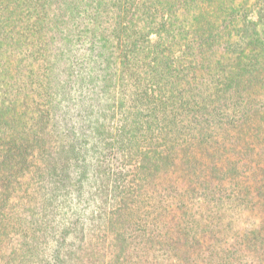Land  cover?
<instances>
[{
    "label": "trees",
    "instance_id": "1",
    "mask_svg": "<svg viewBox=\"0 0 264 264\" xmlns=\"http://www.w3.org/2000/svg\"><path fill=\"white\" fill-rule=\"evenodd\" d=\"M257 3L0 0V264H264Z\"/></svg>",
    "mask_w": 264,
    "mask_h": 264
},
{
    "label": "rangeland",
    "instance_id": "2",
    "mask_svg": "<svg viewBox=\"0 0 264 264\" xmlns=\"http://www.w3.org/2000/svg\"><path fill=\"white\" fill-rule=\"evenodd\" d=\"M246 1H248V2H253V3H257V1H261V0H246ZM250 4V3H249ZM258 5H262V2H259V3H257ZM256 12H258V11H256ZM253 20L254 21H258V14L257 13H255L254 15H253ZM153 39H154V37H153Z\"/></svg>",
    "mask_w": 264,
    "mask_h": 264
}]
</instances>
